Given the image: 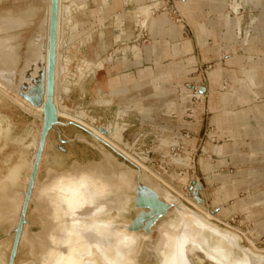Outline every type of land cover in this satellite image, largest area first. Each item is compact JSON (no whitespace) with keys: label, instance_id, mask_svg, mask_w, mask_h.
Here are the masks:
<instances>
[{"label":"water","instance_id":"1","mask_svg":"<svg viewBox=\"0 0 264 264\" xmlns=\"http://www.w3.org/2000/svg\"><path fill=\"white\" fill-rule=\"evenodd\" d=\"M59 9V0H0V83L27 104L41 109L40 111L30 110L12 94L0 88V100L4 103L5 110L8 109L5 114L1 111L0 114L6 120L4 123L8 122L11 128L10 139L1 140L3 148L0 149V176L7 171L10 165L19 160L21 152H25L27 160L32 161L27 187L22 192L24 199L18 222L6 232L4 227L0 228V241H12L7 264H15L18 258L24 256L20 252L24 229L26 228L30 234L41 230L37 225L38 218L33 211L37 203L45 201L42 199L43 196H47H41L38 187L44 182L49 166L61 173L69 170L75 162L88 165L109 159L116 168L115 158L116 161L124 163L133 170L141 171L137 164L92 130L59 116L54 100L57 44L61 54H65L64 7L61 9V28L58 37ZM247 9L242 8L240 13L241 16L243 15L242 36L245 35L247 29L251 28L247 17L249 19L260 17L247 12ZM227 13L230 16L233 14L232 17L236 16L235 12ZM88 16L91 20L94 19L90 14ZM108 25L112 24L108 22L105 28V34L108 29V36H105L107 40L101 42L98 51L90 55V48L95 45L93 40L84 44L76 42L68 50L72 60L78 53L83 56L80 62L82 59L92 60L95 55L100 56V59L103 56L114 59L115 56L121 55V52L116 51L124 46L117 47L119 41H115L116 45L112 46V37L111 39L109 37L111 30ZM91 29L94 33L93 21L88 22L87 30ZM137 39L141 40V37ZM137 39L135 41H138ZM133 40L134 37L122 42V45L133 44ZM83 48L88 54L80 52ZM243 52L245 53L244 49ZM62 65L63 58L60 56L59 80L65 75ZM89 71V69L85 71L86 75L83 79L93 75V72ZM189 82L191 79L184 83L189 94L185 101H182L181 87L174 96L170 95V98L185 103L183 114L177 116V113L171 115L164 113L160 106L162 102L157 98H149L148 103L157 111L153 113V121L141 122V126L155 128L153 132L148 133L149 135L152 133L155 137V145L152 147L146 145L137 137L129 141L126 138L130 127L129 122L124 131L122 140L128 143L126 148L147 165L163 173L167 171L157 168L153 157L154 154H158L163 163L171 166L163 160L160 153L154 151L162 129H170L177 135L179 142L174 145V148L175 153L181 156L191 158L193 150L190 149L194 145L189 141L197 140L196 137L192 138L183 134V130L192 131L189 126L192 123H187L185 118L186 116L195 117L196 112L200 110L199 106L202 105L201 107L204 108V104H197L194 98L197 101L201 100V94H204L206 98L208 90L201 87L194 92L186 86ZM72 93L71 91L67 100L62 99L61 82L59 81L57 95L59 109L74 114L86 113L88 116H84L83 119L107 137L118 141L119 134L114 128L108 126L115 117L113 116L107 123H100L101 118L89 112V106H93L92 101L88 106L71 104ZM92 93L95 95L94 89ZM22 117L28 120L23 127ZM172 119L177 122H173ZM251 123L256 124L255 119H252ZM28 132L31 134L28 135ZM38 133L37 148L26 149ZM148 134L142 135L144 140ZM21 137H25L26 145H20L16 141ZM217 137L223 139L219 135ZM249 139L251 141L246 140V142L252 143L253 139ZM216 145L208 143L204 150L208 148L214 155L221 158L210 149ZM243 146L249 149L247 153L242 152L246 155L250 152V148L244 144ZM231 165H234L232 160L228 165L218 168L217 171L221 172L223 168H229ZM254 165L259 166V163H254ZM243 166V168L247 167V165ZM175 169L187 168L175 167ZM186 172L193 174L191 166ZM26 174L27 171L23 172L22 177L25 178ZM195 177L197 179L191 180L187 195L200 206L209 208L208 192L213 185L203 172ZM260 187L264 189V184ZM163 190L161 186L147 184L138 175L132 190L126 194L116 193L112 188H104L100 181L89 176L67 181L60 189L51 190L48 197L51 198L50 194H55V200L59 205V218L52 224L55 240L50 241V249L53 253L48 258L42 256L40 261L33 264H264V254L252 250L240 234L224 225L205 219L190 204L173 193L169 196L165 195ZM242 191L247 192V196L251 193L246 190ZM54 208L55 204L47 202V209L53 211ZM210 210L214 214L219 212V208L214 206H211ZM162 223L163 227L160 229L159 226Z\"/></svg>","mask_w":264,"mask_h":264},{"label":"rangeland","instance_id":"2","mask_svg":"<svg viewBox=\"0 0 264 264\" xmlns=\"http://www.w3.org/2000/svg\"><path fill=\"white\" fill-rule=\"evenodd\" d=\"M95 1L97 2L98 7L96 4H94L93 0L61 1V5L63 3L66 5L67 21L64 23V28L65 39L68 43V46L65 48V54L62 53L60 54V56L63 57V68L65 69H63V71L65 72V75L63 76V82L65 84V87L69 90V92L66 94L67 96L64 95L62 99L67 100L72 91V99L70 101L71 104L75 103L81 106H88L92 101L91 105L93 106H89V112L91 115L97 118H101L100 123H107L114 116V120H111L109 124H112L113 122H115V120L118 119L119 124H124L125 130L128 127V122L125 120V118L129 114L127 119L130 123V127L126 133V138L131 141L137 137L144 144L152 147L156 143L155 137L152 135V133L150 135L148 133L153 132L155 128H152L150 126H141V122L146 123L149 121H153V113L157 111L150 106V104L148 103V99L157 98L158 101L162 102V105L160 106L162 107L161 111H163L164 113H167L169 115H171L172 113H177V116L183 114L185 112V103H182L175 98H170V94L178 89V87H181L183 94L182 101L186 100L189 94L188 91H186L184 83L188 71L185 69V64L183 63L169 66H163L162 64H160L161 56L173 55L170 51V54L168 55L160 54V49H163L164 46H159L157 44V41L155 43L144 46L139 45L138 42H133V44L131 43L128 45L122 44L126 41L131 40L133 37V41H135L137 38H140L141 32H134V30L138 28L140 30L149 28L155 38L165 37L169 35L171 38H175L177 35V30L179 31L181 28L185 30L188 35H193V33L190 30L189 24L178 12L174 0ZM192 3L197 4L198 6H195V8L199 9L203 6H209L211 10L217 12L219 17L216 22L210 21L212 26L211 29H208L206 24L195 21L199 23L203 28L202 32L198 33L200 46H207V39L205 42L206 36L209 37V35H212L213 37H218L215 30L217 25H222L227 28L224 39L230 43L234 42L235 44V46H232V48L234 47L235 50V47L238 46V54H243V49L245 50V56L242 58H237L236 64L240 65V68L237 71L232 72V85L229 88L231 89V91L233 90L232 92H234V96L230 101L231 105L227 106L226 110L228 113H230V118H232V124L230 125L233 126H229V124H227L228 126L225 124L219 126L217 122L213 121L214 123L218 124L223 133H226L229 136L233 137L234 140L231 144L216 145L223 144L225 142L230 143L232 142V139H220L217 137L216 126L211 122L213 113L209 109L210 100L212 108V98L209 99L208 95L206 96V98H204L205 95L201 94V100L197 101V99L194 98V102H197V104L203 103L204 108L201 107L202 105L199 106L200 110L196 112L195 117L186 116L185 120L187 121V123H192L191 125H189L192 128V131L183 130L184 135L190 136L192 138H197L196 141H189L190 144L194 145L193 148L191 147L190 149L191 151L193 150L191 152L192 164L191 158L189 156H181L180 154L175 153L176 151L174 145L178 144L179 140L177 139V135L175 133H173L170 129L165 128L162 129L160 139L158 140V144L154 147V151L160 153L163 157V160L174 167L168 166L166 163H163V161L160 160V155L158 154L153 155L155 159V166L159 169L163 168L167 172L163 173L157 169H154L152 166L150 167H152L157 173L159 172L158 174L164 176L172 184L180 187L182 186L183 189L185 188V191L187 190V188H189L188 186H190L191 180H193V178L197 179L195 176L201 175V172H203L208 177L216 174L220 175L221 178H227L228 180L223 181L219 176L218 179H214V181L212 182L210 181V179H208L209 182L213 185L211 190L209 188L210 191L208 192V197L210 199L209 206L210 208L211 206H214L218 207L219 209L222 207L225 214L224 216L221 214L222 217L219 215L221 220H217L215 222L226 226L237 234H240L245 239V243L249 245L250 248L251 245L249 242L251 241L259 249H264V189L260 187L262 184H264V0H193ZM192 3L191 6H193ZM124 4L128 5V9H125ZM189 4L190 3H188L187 5ZM144 6H150L146 15H143L139 9ZM235 6H237L236 9L234 8ZM248 6L249 8L247 9ZM242 8L245 10L247 9V12H252L255 16H260L252 17L251 19L247 17L248 23L250 24L251 28L246 30L244 36H242L243 15H240ZM225 9L226 12H235L236 16L232 17L233 14H231L232 16H230L228 13H224ZM131 12H133V14ZM166 12L169 13V17L174 20L176 24L169 20ZM154 13L162 14L154 16ZM83 14L86 16L90 14L92 18L99 17V19H101L99 26H95L94 33V28L91 30L85 29L86 25L90 21L88 18L80 19L79 16ZM108 22L109 24H112L108 25V28L110 30H113L115 27L121 29V33L119 34L118 32L119 35L115 37L116 41H119L117 47L124 46L121 50L117 49L116 51L121 52V55H117L114 57V59H116L117 61L118 66L124 68H131L134 66L138 67L139 65H141L142 57L145 54V56H147L150 60L153 59L155 61L157 72L158 69L162 72L160 76H155L156 74L151 68L139 69L137 77L140 80L150 79L148 82L149 84H151L150 93H138L129 96L124 94L123 91H127L128 88L120 87L119 85L122 84V82L126 84L127 81L136 79L135 77L133 78L132 74H129L127 75L126 80L117 81L120 82V84H116L117 82L114 83V89L112 90L111 96H104L101 92V89L98 88L95 91V95H97L96 97L92 93L93 82L91 77H85V79H83V77L86 75V70L89 69V72L94 73L96 70L104 68L105 64L109 63L113 59L108 56H103L96 62L88 59H82L80 62V59L83 56L78 53L75 57H73L72 60L70 52H68V50L76 42H82V44H84L85 42H90L91 40H93L95 45H92V47L90 48V55L92 56L94 51H98L97 46L99 42L107 40L105 36H108V29L106 30L105 34V28ZM156 25H160L163 29H160L159 32L156 31V28L158 29V26ZM252 30L253 35L251 36ZM174 31L176 32L175 35ZM239 46H241L243 49ZM164 49H166V51L168 52L167 48ZM176 49L178 48L176 47ZM213 49L214 48H208L207 50ZM80 52L85 53L86 49L83 48L80 50ZM130 53L135 58L134 62L128 59ZM231 55V53L226 54V57L230 58ZM197 56L199 55L197 54ZM79 62L80 64H78ZM223 62L224 67L229 66L226 64L225 60H223ZM70 64V70L72 73L69 70ZM215 64L216 61H205L204 59L198 57V60L194 67L195 69L190 75L191 82L186 84V86H188V89H192L194 92H197L201 87H205L208 90V74L214 69ZM168 67H171V70H169ZM144 71H147V73L142 76V72ZM220 72L221 71L219 69L213 71L212 73H215L217 77L214 75L212 77V80L214 84L217 83V86L222 87L223 85L221 82ZM180 73L182 75H180ZM75 76H77V78H75ZM166 76L169 78L158 81L159 78H164ZM173 76L179 78L177 84H173L172 82H170V79L173 78ZM225 87L226 88H224L222 92L228 90V86L225 85ZM154 93L155 95L153 96L152 94ZM115 95H120L117 109L116 105H114L116 102ZM3 104L4 103L0 100V111L5 114L6 111L8 112V109L5 110ZM112 105L114 106L110 107ZM218 111L219 110H217V112ZM73 115L78 118L77 114L73 113ZM252 119H255L256 124L252 125ZM172 121L177 122V120L175 119H172ZM25 122H28V120L22 117V127L25 125ZM197 122H200L201 126L203 125L201 127L202 129L196 127L197 125H195V123ZM87 123L90 124L89 122ZM85 127L88 128V126ZM145 133L148 134V136L144 140L142 135H145ZM211 134H213V136ZM35 137L33 138L35 139ZM249 138L253 139L252 143H247L251 141V139ZM164 142L169 143L168 149L166 151H164L163 149H159V146L161 144L163 145ZM208 143L216 145L211 147L210 149H212L221 158H218L217 155H214V153L211 150H208V148H205V150L208 151L204 150V147H206V145L208 146ZM30 144L27 145V147L29 146L28 148H32ZM243 144L250 148V152L246 155L243 153H247L249 149L247 147H244ZM23 145H26L25 141ZM223 147L224 150L222 149ZM123 148L128 150L124 145ZM130 153L136 156L132 152ZM177 155L179 156L178 158H180V160L182 161L175 162L174 160H172V157H177ZM217 160L219 161L217 163H214ZM231 160L235 166L231 165L229 168H223L221 172L224 173L217 171L218 168L228 165ZM257 162L259 163V166L254 165V163ZM204 163L211 165L209 172H206ZM243 165H247V167L243 168ZM190 166L194 175L186 172L188 171V168ZM175 167H185L187 169L176 170ZM181 172L185 173L182 174ZM225 183L227 185L223 187ZM231 188L235 189V194L230 195L227 192ZM219 190H222V192H220ZM242 190H246L251 193H249V195L247 196L248 193ZM221 194L223 198L221 197ZM216 195H220L219 202L215 201ZM242 201L246 202V205L244 207L245 209H237L236 206L239 205V202ZM218 214H220V212L215 215ZM226 224H228L229 226H227Z\"/></svg>","mask_w":264,"mask_h":264},{"label":"bare ground","instance_id":"3","mask_svg":"<svg viewBox=\"0 0 264 264\" xmlns=\"http://www.w3.org/2000/svg\"><path fill=\"white\" fill-rule=\"evenodd\" d=\"M61 1L62 0H59V4H60L59 11L60 12H59V24H58V37L60 35V28H61V13H62L61 9L62 7H64V14H65L64 23L67 21L66 5L64 3L61 5ZM193 5H196V4H193ZM181 7L184 10H189L193 6H189L187 4H183V5L181 4ZM236 7L237 6H235L234 8L236 9ZM149 8L150 6H144L139 9L143 15H146L148 13ZM195 23L198 26V31L200 32L201 31L200 24L197 22ZM64 33H65V28H64ZM175 33L176 32L174 31V35ZM185 42H184V49H188L189 42H186V43ZM64 46L65 48L68 46L66 39H64ZM60 52L61 51L59 50V47L57 44L54 100L57 105L59 116L67 120L77 122L81 125L88 126V128L92 130L97 136H99L100 138H102L103 140L111 144L119 152H121L126 157H128L130 160L135 162L140 167L141 171L138 172L136 170H133L132 168L125 165L124 163L116 161L115 158L114 160L117 165L116 168H115V165L112 164L109 159H107L106 161L101 160L99 162L89 163L88 165H82L78 162H75L74 165L69 170L61 172V173H59L55 169L51 168V166H49V168L47 169L46 177L43 180L44 182L40 183L38 187L39 192H41L40 195L41 196L47 195V196H43L42 199H44L45 201L37 203L33 211V213L38 218L37 225L40 226L41 230L39 232H33L32 234H30L28 233V230L26 228L24 229L23 235L21 238V245H20V252L23 253L24 256L23 258H18L15 264L37 263L38 261H40L42 256H46V258H48L53 253V250L50 249V241L55 240V233L52 231L53 229L52 224L54 220L59 218L58 217L59 205H58V202L55 200L56 198L55 194H50L51 198L48 197V194L51 190L60 189L67 181L78 180V179L84 178L85 176H89V177L95 178L96 180L100 181L102 185L104 186V188L105 187L112 188V189H115L116 193L126 194L132 190L134 181L136 179V176L138 175L142 181L146 182L149 185L156 186V187L161 186L164 189L163 192L165 195L169 196L170 194L173 193L179 199L184 200L185 202L190 204L205 219L209 221H214V222L217 220H221L220 216L222 217V215L223 216L225 215L222 207L219 209L220 214L218 215L213 214L210 210V206L209 208H204L188 197L187 194L189 192V188H187V190L185 191V188L183 189L182 186L180 187V186H176L172 184L164 176H161L160 174H158L159 172L157 173L152 167H150L149 165H146L143 160L142 162L138 156L137 158L136 156L132 155L128 150L123 148V145L126 147L128 146V143L122 140V138H124L125 126L122 123L119 124L118 119L115 120V122H113L112 124H108V126H111L112 128H114L119 134L120 138L117 141L101 133L95 126H92L91 124H88L87 122H85L86 121L85 119H84L85 121L82 120L84 116H87L84 112H80V113L77 112V115H78V118H77L76 116L73 115L72 112L62 111L59 109V102H58V97H57L58 91H59V81L62 82L61 83V97L63 98V96L69 92V90L65 87L63 78L59 80L60 72H61V66H60V54L61 53ZM175 53L179 54L181 52L178 49H176ZM63 69L64 68L62 65V70ZM146 73L147 71L142 72V76ZM214 75L215 73L210 74L211 77H213ZM126 78H127V75L124 77V80H126ZM118 83L120 84V82H117L116 84ZM0 88L12 94L19 102L26 105L27 108H29L30 110H36V111L41 110V109L34 108L31 105L27 104L23 99H21L17 95H14L11 90L7 89L1 83H0ZM232 91L231 89H228L225 93H215L214 90L211 91L212 108L219 110L214 116L213 121L217 122L219 126H222L224 124L225 125L229 124V126H233V125H230L232 124L231 123L232 118H230V113H228L226 110V107L231 105L230 101L232 97L234 96V92ZM4 122H6V120L3 117V115L0 114V149L3 148L1 146V140L3 138H4V141L10 139L9 137L10 132H11L10 124L8 122L5 124ZM30 134L31 132H28V135ZM38 140H39V135L35 137V139L33 138L30 146L36 149L38 146ZM16 141L19 142L20 145H23L25 141V137H21L19 140H16ZM4 145L5 144H3V146ZM168 146H169V143L164 142L163 145L161 144L159 146V149H163L164 151H166L168 149ZM28 147L26 146V149H29ZM222 149L224 150V147ZM178 157H179L178 155L177 157L173 156L172 160H174L175 162L182 161ZM31 167H32V161H28L26 158V153L21 152L19 156V160L13 163L12 165H10L7 171L2 176H0V228L4 227L5 232L9 228L11 227L13 228L18 222V218L20 215V211H21V208L23 205V199H24L22 192H24V190L27 187V182L29 180V172H30ZM205 168H206V172L207 171L209 172L211 165L206 163ZM25 171H27V174H26V177L23 178L22 177L23 172ZM219 176L220 175L215 174L209 177V179L212 182L214 181V179H218ZM221 179L223 181L228 180L225 177H222ZM226 185L227 184L225 183L223 187H225ZM219 191L222 192V190H219ZM227 192L230 195L235 194V189L231 188ZM221 197H222V194H221ZM222 200H225V199H222ZM49 201L55 204V208H54L55 211L47 209V202ZM215 201L216 202L220 201V195H216ZM245 205H246V202L242 201V202H239V205H237L236 208L243 210L245 209L244 208ZM226 225L229 226L228 224ZM162 227H163V223L159 226V228L162 229ZM11 243H12L11 240H1L0 241V264H7V258H8V254L10 251ZM249 243L251 245L252 250H254L257 253L264 254V249L262 248L259 249L251 241Z\"/></svg>","mask_w":264,"mask_h":264},{"label":"crops","instance_id":"4","mask_svg":"<svg viewBox=\"0 0 264 264\" xmlns=\"http://www.w3.org/2000/svg\"><path fill=\"white\" fill-rule=\"evenodd\" d=\"M193 0H174V2L176 3V7L178 12L182 15L183 19L189 24L190 26V30L193 33V35H188V33L183 30L182 28L178 31L177 30V35L175 38H171L170 35L169 36H165V37H154L151 30L149 28H145L140 30L135 29V31H141V40L138 41H133V42H138L139 45L144 46V45H149L152 43H155L157 41V44L159 46H164L163 49H160L161 51L159 52L162 55H168L170 54L169 51L171 52V54L173 56H161L160 58V64H162L163 66H169V65H175V64H185V69L188 71L187 76H186V81L190 80V75L192 74V72L194 71V67L195 64L198 60V57L204 59L205 61H216L215 67L214 69L209 72L208 74V78H209V85H208V96L209 99H211V91L214 90L215 93H225L222 92V90L225 87V85L228 86V89L230 88V86L232 85V72L233 71H237L240 68V65L236 64L237 62V58H242L245 56V53L243 54H238L237 53V47L232 48V46H235L234 42H228L227 40L224 39L225 33L227 31V28L222 26V25H217L216 27V33L218 35V37H213L212 35H209L205 37V42L207 39V46L202 47L199 44V40H198V26L196 25L195 21H198L200 23L206 24L208 29H211V23L212 22H216L218 20V14L217 12L211 10V8L209 6H203L200 9L199 8H195V6L197 7L198 5H193L194 7H191L189 10H184L181 7V4H188L191 6ZM204 1V0H201ZM94 4L97 5V2L95 0H93ZM194 4V3H192ZM98 7V5H97ZM125 9H128V5L124 4ZM119 9V8H118ZM227 9V8H226ZM226 9L224 11V13L226 12ZM133 14V12H131ZM159 14L154 13V16H157ZM82 16V17H81ZM80 19H84V18H88L89 21H93L95 26H98L101 22V19H99V17L94 18L93 20H91V18L87 15H80L79 16ZM168 18L171 22L175 23L174 20H172L169 15ZM176 24V23H175ZM158 26V25H156ZM88 28V24L86 25L85 29L87 30ZM160 29H163L160 25L158 26V29L156 28V31L159 32ZM202 26H201V31L199 33L202 32ZM95 31V30H94ZM121 33V29L120 28H114L113 30L110 31V39L112 37V46L114 47L115 44V37L118 34ZM169 33V31H168ZM208 37V38H207ZM189 42V49L188 50H184V42ZM185 42V43H186ZM101 42H99L98 44V48L100 47ZM128 45V44H127ZM176 47L178 48V50L181 52L179 54L175 53V49ZM168 49V52L166 51V49ZM212 49L213 50H207V49ZM86 54H88L87 52H85ZM231 53V57L227 58L226 54ZM197 54L199 56H197ZM120 57V56H119ZM100 58V56H94L92 58V60L94 62L98 61ZM128 59L132 62L135 61V58L133 57V55L130 53L128 56ZM223 60L226 61V64L229 65L228 67H224V62ZM159 64V63H158ZM233 66V67H230ZM143 68H151L154 73L156 74L155 76H160V74H162V72L158 69H156V64L155 61L153 59H149L147 56H145V54L142 57L141 60V65H139L138 67H131V68H124L121 66L117 65V61L116 59H113L112 61H110L109 63L105 64V67L102 69H98L96 70L93 75L91 76L92 82H93V89L94 92L100 88L101 92L104 96H111L112 90L114 89V83H116L117 81H124V77L126 75L132 74L133 78L135 77V80H130L127 81L126 84H124L122 82V84H120V87H127V91H123L124 94H126L127 96L129 95H133V94H138V93H142V94H148L151 91V84H149V80L150 79H144V80H140L137 76H138V71L139 69H143ZM169 70H171V67L169 68ZM220 69V77H221V82H222V87L217 86L216 84L213 83L212 77L210 76V74L217 70ZM159 73V74H158ZM180 75H182L180 73ZM169 77H164V78H159L158 81H161L162 79H166ZM179 78H176L175 76H173V78H171L170 82H172L173 84H177ZM145 83V85H144ZM158 84V83H157ZM157 86V85H156ZM165 86V85H164ZM163 86V88H164ZM179 92V87L178 89H176L175 91H173L170 95L174 96L176 93ZM164 93V92H162ZM122 94V93H120ZM153 96L155 95L152 94ZM161 95V94H159ZM97 97V95H95ZM120 100V95H115V104L114 105H118V101ZM149 100V99H148ZM209 109L210 111L213 113V116L211 117V122H213V118L217 113L216 109H212L211 108V100L209 101ZM125 120L127 122L128 119L127 117L125 118ZM195 125H197L196 127H198L199 129L203 126H201L200 122L195 123ZM214 125L216 126V133L217 135H219L220 137H222L223 139L227 138H231L232 141L234 140L233 137L229 136L226 133H223L222 130L220 129V127L218 126L217 123H214ZM202 129V128H201ZM248 139V138H247ZM246 139V140H247ZM227 143V142H225ZM231 143V142H230Z\"/></svg>","mask_w":264,"mask_h":264}]
</instances>
